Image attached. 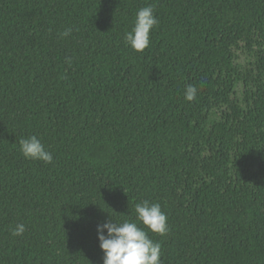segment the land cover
I'll return each instance as SVG.
<instances>
[{"label":"trees","instance_id":"16d2710c","mask_svg":"<svg viewBox=\"0 0 264 264\" xmlns=\"http://www.w3.org/2000/svg\"><path fill=\"white\" fill-rule=\"evenodd\" d=\"M143 200L162 264H264V0H0V264H103L97 225Z\"/></svg>","mask_w":264,"mask_h":264},{"label":"clouds","instance_id":"9594fccd","mask_svg":"<svg viewBox=\"0 0 264 264\" xmlns=\"http://www.w3.org/2000/svg\"><path fill=\"white\" fill-rule=\"evenodd\" d=\"M158 25V19L152 6L137 10L133 26L124 34V43L132 50L143 52L150 45L151 32ZM71 29L59 33L61 37L70 35ZM71 62L69 58V63ZM197 88L188 85L184 92L187 101L196 98ZM21 154L26 159L53 162V155L48 151L42 140L33 135L19 140ZM135 221H114L112 218L97 225L99 247L103 252V264H162L161 245L153 241L144 229L161 236L168 232L167 215L158 202L143 200L134 206ZM111 217V216H110ZM143 224L144 228L139 225ZM25 225L20 223L12 229V236H22Z\"/></svg>","mask_w":264,"mask_h":264},{"label":"rangeland","instance_id":"374dc122","mask_svg":"<svg viewBox=\"0 0 264 264\" xmlns=\"http://www.w3.org/2000/svg\"><path fill=\"white\" fill-rule=\"evenodd\" d=\"M239 54L241 55V64H244V62H245V55L242 54V53H239ZM242 90H243L242 85H239L238 88H237L238 95H241ZM217 117H219V114H217V116H215V118H217Z\"/></svg>","mask_w":264,"mask_h":264}]
</instances>
